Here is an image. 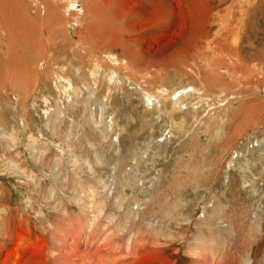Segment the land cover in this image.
<instances>
[{"label": "rangeland", "instance_id": "rangeland-1", "mask_svg": "<svg viewBox=\"0 0 264 264\" xmlns=\"http://www.w3.org/2000/svg\"><path fill=\"white\" fill-rule=\"evenodd\" d=\"M0 9V264H264V0Z\"/></svg>", "mask_w": 264, "mask_h": 264}, {"label": "bare ground", "instance_id": "bare-ground-1", "mask_svg": "<svg viewBox=\"0 0 264 264\" xmlns=\"http://www.w3.org/2000/svg\"><path fill=\"white\" fill-rule=\"evenodd\" d=\"M72 4V3H71ZM7 7V6H6ZM3 9H4V7H3ZM1 10V9H0ZM23 27V26H22Z\"/></svg>", "mask_w": 264, "mask_h": 264}]
</instances>
